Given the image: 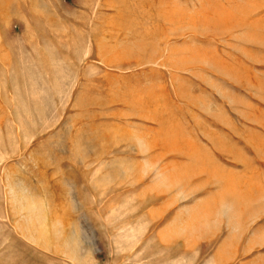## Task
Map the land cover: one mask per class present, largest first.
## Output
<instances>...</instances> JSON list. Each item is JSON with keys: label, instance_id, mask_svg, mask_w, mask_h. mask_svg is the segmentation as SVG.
<instances>
[{"label": "rangeland", "instance_id": "obj_1", "mask_svg": "<svg viewBox=\"0 0 264 264\" xmlns=\"http://www.w3.org/2000/svg\"><path fill=\"white\" fill-rule=\"evenodd\" d=\"M0 264H264V0H0Z\"/></svg>", "mask_w": 264, "mask_h": 264}]
</instances>
